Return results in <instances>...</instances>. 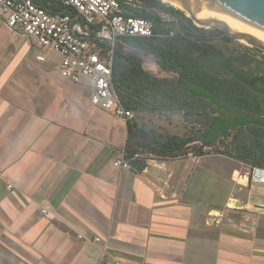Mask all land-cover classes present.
Masks as SVG:
<instances>
[{
    "label": "crops",
    "instance_id": "crops-1",
    "mask_svg": "<svg viewBox=\"0 0 264 264\" xmlns=\"http://www.w3.org/2000/svg\"><path fill=\"white\" fill-rule=\"evenodd\" d=\"M33 47L0 20V264H264L248 166L210 153L115 167L127 121Z\"/></svg>",
    "mask_w": 264,
    "mask_h": 264
},
{
    "label": "trees",
    "instance_id": "trees-1",
    "mask_svg": "<svg viewBox=\"0 0 264 264\" xmlns=\"http://www.w3.org/2000/svg\"><path fill=\"white\" fill-rule=\"evenodd\" d=\"M141 6L157 10L155 0H136ZM45 6L54 13L64 11L51 0ZM154 25L151 38L129 37L118 42L112 63V84L120 104L140 113L183 111L184 117L203 112L195 135H163L154 129L127 121L126 142L122 151L129 168L142 172L151 158L159 160L206 154L227 156L242 162L250 170L264 169V75L238 67L228 57L211 56L204 50L194 57L189 39L201 40L180 25L175 35L165 29L172 23L159 15L133 13ZM193 29L199 30L192 26ZM201 31L203 29H200ZM122 44L142 52H155L164 62L161 68L177 74L174 81L156 79L140 67L137 56ZM213 57L216 68L229 75H216L201 61ZM232 133V134H231Z\"/></svg>",
    "mask_w": 264,
    "mask_h": 264
},
{
    "label": "built area",
    "instance_id": "built-area-1",
    "mask_svg": "<svg viewBox=\"0 0 264 264\" xmlns=\"http://www.w3.org/2000/svg\"><path fill=\"white\" fill-rule=\"evenodd\" d=\"M51 1L64 11L51 12L38 0H0V20L10 33L26 37L40 52L56 53L60 76L88 90L93 108L131 121L134 113L120 104L112 84L114 47L123 38L153 37V23L134 17L135 5L129 0ZM95 29L99 33L90 36ZM37 60L44 61V54ZM187 157L194 156L188 153ZM114 166L129 168L122 153ZM250 180L264 186V169H252ZM41 212L51 217L45 209Z\"/></svg>",
    "mask_w": 264,
    "mask_h": 264
},
{
    "label": "rangeland",
    "instance_id": "rangeland-1",
    "mask_svg": "<svg viewBox=\"0 0 264 264\" xmlns=\"http://www.w3.org/2000/svg\"><path fill=\"white\" fill-rule=\"evenodd\" d=\"M129 1H131L135 5L134 10H131V12L157 14L163 22L172 23L165 27V29H169V31L172 32V34H169V37L177 33L178 24L181 19H188L191 26L197 29H203L202 31H209V33L206 35L204 33H198L200 37H203L201 40L189 39V43L185 42L183 44L185 46H190V48L194 51L193 54L196 59H198V57L204 50H207L211 56L216 55L228 57L233 60L236 65H238V67L244 68L248 72H255L257 74L264 75V53L257 52L251 45L247 44L246 41H237L228 37L227 40L223 41H219L216 38H210V36L219 35L217 29L215 30L214 28L199 27L192 19H190L189 15H187L184 11L177 8L167 0H155L156 3H159V6H157V10L145 8L141 6V4L136 0ZM167 8L173 9L180 15L166 13ZM97 33H99L98 29L89 31L90 36H95ZM116 46L114 47V50L117 48ZM122 47L126 51L131 50L137 56L138 61L140 62V67L148 75L156 79H166L170 81H174L177 77L176 73L161 68L162 63L164 65L166 64L155 52L149 51L145 53L138 48H130L126 44H122ZM31 52L44 54L48 62L50 61L51 63L57 64L60 61L59 56L54 52H40L34 47L29 51V53ZM213 59V57H210L201 61L204 68H211V72L219 76L229 75V73L216 68V62ZM148 66L152 69L150 68L149 70ZM147 70L149 72H147ZM132 112L134 113V118L131 120L132 122L146 126L147 130L154 129L163 135L169 134L178 137L191 136L193 134L195 135L196 130L199 127L198 122H200L203 118V112L201 111H197L192 117H184L183 111H180L179 113L173 111H164L160 112V114L155 112Z\"/></svg>",
    "mask_w": 264,
    "mask_h": 264
},
{
    "label": "water",
    "instance_id": "water-1",
    "mask_svg": "<svg viewBox=\"0 0 264 264\" xmlns=\"http://www.w3.org/2000/svg\"><path fill=\"white\" fill-rule=\"evenodd\" d=\"M44 6L42 0H38ZM190 11L201 28H214L233 40H244L264 53V0H168ZM201 13L211 19H197ZM232 30V31H231ZM147 72H149L147 70Z\"/></svg>",
    "mask_w": 264,
    "mask_h": 264
},
{
    "label": "flooded vegetation",
    "instance_id": "flooded-vegetation-1",
    "mask_svg": "<svg viewBox=\"0 0 264 264\" xmlns=\"http://www.w3.org/2000/svg\"><path fill=\"white\" fill-rule=\"evenodd\" d=\"M166 13H168V14H174V15H180L179 13H177L176 11H174L171 8H167L166 9ZM189 22L190 21L188 19L187 20L181 19V21L179 22L178 26H180V25L184 26L188 30V32L190 34H192L193 36L199 37V38H201V37L199 36L198 33H200V34L201 33L202 34L204 33L205 35L209 33V31H201L200 29L199 30L193 29L192 26H191V24ZM217 32L219 33V35H217V36H210V38H216L219 41L227 40V37L223 36L222 32H220L219 30ZM148 69L150 70V67L149 66H148Z\"/></svg>",
    "mask_w": 264,
    "mask_h": 264
},
{
    "label": "bare ground",
    "instance_id": "bare-ground-1",
    "mask_svg": "<svg viewBox=\"0 0 264 264\" xmlns=\"http://www.w3.org/2000/svg\"><path fill=\"white\" fill-rule=\"evenodd\" d=\"M168 1V0H167ZM168 2H171V1H168ZM173 5H175L177 8H179V9H181L182 11H184L187 15H189L190 14V11H188V9H185L184 7H182V6H180V5H178V4H176V3H174V2H171ZM196 17H197V19H199V20H202V19H211V18H209V17H207V16H205V15H203V14H201V13H198L197 15H196ZM232 31V30H231ZM243 41V40H242ZM151 68V67H150ZM152 69V68H151Z\"/></svg>",
    "mask_w": 264,
    "mask_h": 264
}]
</instances>
